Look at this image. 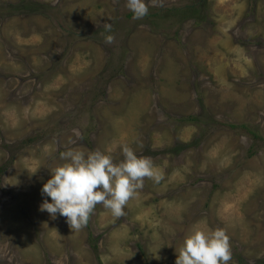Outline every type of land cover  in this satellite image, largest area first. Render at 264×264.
<instances>
[{
  "label": "rangeland",
  "instance_id": "1",
  "mask_svg": "<svg viewBox=\"0 0 264 264\" xmlns=\"http://www.w3.org/2000/svg\"><path fill=\"white\" fill-rule=\"evenodd\" d=\"M126 3L0 0V264H175L194 227L264 264V0ZM124 145L163 174L124 216L40 211L62 152Z\"/></svg>",
  "mask_w": 264,
  "mask_h": 264
},
{
  "label": "clouds",
  "instance_id": "2",
  "mask_svg": "<svg viewBox=\"0 0 264 264\" xmlns=\"http://www.w3.org/2000/svg\"><path fill=\"white\" fill-rule=\"evenodd\" d=\"M156 0H127L126 7L133 19H142L149 13ZM105 30L110 32L111 25ZM113 35L105 42L111 44ZM76 144L82 139L79 129L72 130ZM123 159L116 163L113 157L100 150L85 153L69 148L60 154L65 163L51 171V178L41 189L40 211L52 219L57 215L66 218L70 229L79 230L88 223L98 204L110 210L115 217L125 215V206L144 186L145 178L159 184L163 174L150 157L138 156L129 146H122ZM50 198V201L49 199ZM232 260L230 237L223 228L203 230L194 227L184 239L175 264H229Z\"/></svg>",
  "mask_w": 264,
  "mask_h": 264
},
{
  "label": "trees",
  "instance_id": "3",
  "mask_svg": "<svg viewBox=\"0 0 264 264\" xmlns=\"http://www.w3.org/2000/svg\"><path fill=\"white\" fill-rule=\"evenodd\" d=\"M202 3H205V0H202ZM180 11H183L182 15ZM176 16H179L180 19H181V16L182 18H187V19L182 20V21H185V20L193 19L194 16L198 17L199 13L196 11L195 6H189V7L184 8L183 10H179ZM188 119L191 120V118H188Z\"/></svg>",
  "mask_w": 264,
  "mask_h": 264
}]
</instances>
